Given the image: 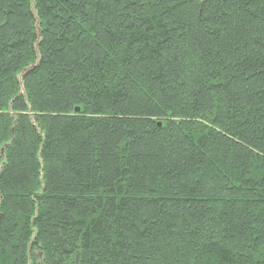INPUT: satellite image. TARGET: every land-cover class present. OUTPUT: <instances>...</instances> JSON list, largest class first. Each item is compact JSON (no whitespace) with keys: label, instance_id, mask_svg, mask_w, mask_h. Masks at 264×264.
<instances>
[{"label":"trees","instance_id":"obj_1","mask_svg":"<svg viewBox=\"0 0 264 264\" xmlns=\"http://www.w3.org/2000/svg\"><path fill=\"white\" fill-rule=\"evenodd\" d=\"M0 264H264V0H0Z\"/></svg>","mask_w":264,"mask_h":264},{"label":"water","instance_id":"obj_2","mask_svg":"<svg viewBox=\"0 0 264 264\" xmlns=\"http://www.w3.org/2000/svg\"><path fill=\"white\" fill-rule=\"evenodd\" d=\"M75 111L77 112V111H78V108H77V109H75Z\"/></svg>","mask_w":264,"mask_h":264}]
</instances>
